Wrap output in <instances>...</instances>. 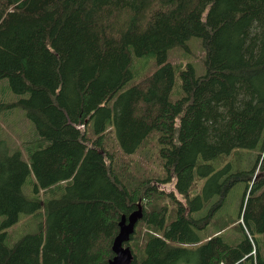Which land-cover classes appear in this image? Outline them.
Instances as JSON below:
<instances>
[{
    "label": "trees",
    "instance_id": "16d2710c",
    "mask_svg": "<svg viewBox=\"0 0 264 264\" xmlns=\"http://www.w3.org/2000/svg\"><path fill=\"white\" fill-rule=\"evenodd\" d=\"M191 37L206 71L179 69L182 95L170 101L167 51ZM132 53L156 68L110 105L133 77ZM0 79L27 94L0 114L20 106L40 137L28 163L0 141V264H105L118 222L139 207L130 264H264V0H0ZM152 133L163 178L132 175L107 146L111 134L133 154ZM252 149L245 168L240 150ZM232 153L237 168L211 164ZM240 182L230 224L241 237L228 243L229 225L202 235ZM50 187L61 194L40 200ZM41 207L45 229L8 244L6 230Z\"/></svg>",
    "mask_w": 264,
    "mask_h": 264
},
{
    "label": "rangeland",
    "instance_id": "374dc122",
    "mask_svg": "<svg viewBox=\"0 0 264 264\" xmlns=\"http://www.w3.org/2000/svg\"><path fill=\"white\" fill-rule=\"evenodd\" d=\"M204 49L201 43V39L198 37H191L183 45H178L170 48L167 51V61L175 67V82L172 91L169 94V100L175 101L182 95L181 81L179 76V69H183L185 65L190 64L193 67L194 75L196 77L203 76L205 74L204 66ZM156 68V60L153 56H135L131 54L130 69L133 73L132 79L111 99L109 104L111 105L116 96L137 83L144 76L151 74ZM27 97V94L18 95L13 93L9 87L6 79H0V102H15L21 98ZM107 146L113 150L116 155L124 161L127 165L130 163V170L134 173L132 175H152L158 178H163L165 173L160 164V158L157 151V141L155 133L150 136L149 143L145 148H140L133 154L122 155L117 150V144L111 134L108 135ZM39 136L33 126V124L26 118L24 110L20 106H13L5 112L0 114V141H4L11 151H19L22 158L28 163L29 153L39 146ZM47 143V142H45ZM242 157L244 158L243 166L249 168L256 157L257 149L252 150H240ZM233 153L229 156H225L220 161H212L211 164L214 168L219 169L231 162V168H237L233 164ZM197 178V174H195ZM205 178L199 180L200 184H203ZM35 177L32 170L26 178V182L23 186L24 193L27 197L32 198L36 195L34 191ZM165 191H171L173 189L172 184L167 183L160 186ZM244 191V183L240 182L236 184L229 194L226 196L223 205L217 208L214 217L217 219L216 225H209L207 230L202 231V235L207 233H215L217 226L229 225L225 229L224 239L228 243H235L240 237L241 233L238 229L234 228L232 224L238 218L239 205L241 197ZM40 200L57 197L61 194V190L54 189V187L39 189ZM219 197L214 198L215 202ZM213 202L207 203L204 212L207 211ZM0 217V221H1ZM43 227L45 229V213L44 207L39 208L35 214H22L19 220L8 228L7 242L13 244L21 236L27 233H36ZM239 237V238H238ZM262 242V251L264 254V236L260 237ZM14 239V240H13ZM185 264V263H183Z\"/></svg>",
    "mask_w": 264,
    "mask_h": 264
},
{
    "label": "water",
    "instance_id": "95a60500",
    "mask_svg": "<svg viewBox=\"0 0 264 264\" xmlns=\"http://www.w3.org/2000/svg\"><path fill=\"white\" fill-rule=\"evenodd\" d=\"M142 216L141 207L129 214L128 217H121L118 222V233L113 238L111 250L113 257L105 264H130L132 253L128 246H124L128 242L130 236L135 230V225Z\"/></svg>",
    "mask_w": 264,
    "mask_h": 264
},
{
    "label": "bare ground",
    "instance_id": "6f19581e",
    "mask_svg": "<svg viewBox=\"0 0 264 264\" xmlns=\"http://www.w3.org/2000/svg\"><path fill=\"white\" fill-rule=\"evenodd\" d=\"M254 181V180H253ZM255 182V181H254ZM243 191V190H242ZM14 240V239H13ZM196 263V262H195Z\"/></svg>",
    "mask_w": 264,
    "mask_h": 264
}]
</instances>
